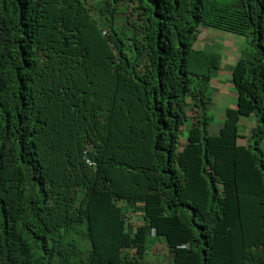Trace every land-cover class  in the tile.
Masks as SVG:
<instances>
[{"label":"trees","instance_id":"obj_1","mask_svg":"<svg viewBox=\"0 0 264 264\" xmlns=\"http://www.w3.org/2000/svg\"><path fill=\"white\" fill-rule=\"evenodd\" d=\"M263 143L264 0H0V264H264Z\"/></svg>","mask_w":264,"mask_h":264},{"label":"rangeland","instance_id":"obj_2","mask_svg":"<svg viewBox=\"0 0 264 264\" xmlns=\"http://www.w3.org/2000/svg\"><path fill=\"white\" fill-rule=\"evenodd\" d=\"M201 39L196 43L201 49H207L211 52L219 53L221 56V68L217 73V81L214 83L215 94L211 102V109L209 114L214 117L211 124L210 131L216 133L223 123L225 112L228 107H233L237 100L236 92L233 88L230 74L232 67L239 59L241 50L246 45L243 34L236 31H220L215 29H204ZM243 48V49H244ZM229 77V78H227ZM249 127L255 124L254 120H247L242 123L240 131H245V126ZM264 144V143H263ZM264 150V145H263ZM148 242L151 251L146 256L149 264H172L171 256L168 254L167 248L160 244V241L150 237ZM156 240V241H155ZM155 241V242H154ZM155 251L153 252L152 250Z\"/></svg>","mask_w":264,"mask_h":264},{"label":"clouds","instance_id":"obj_3","mask_svg":"<svg viewBox=\"0 0 264 264\" xmlns=\"http://www.w3.org/2000/svg\"><path fill=\"white\" fill-rule=\"evenodd\" d=\"M155 242V241H154Z\"/></svg>","mask_w":264,"mask_h":264}]
</instances>
